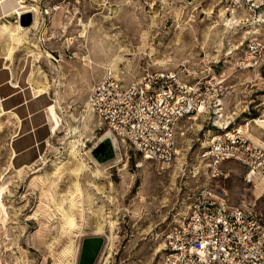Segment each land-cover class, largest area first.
Instances as JSON below:
<instances>
[{
    "label": "rangeland",
    "instance_id": "obj_1",
    "mask_svg": "<svg viewBox=\"0 0 264 264\" xmlns=\"http://www.w3.org/2000/svg\"><path fill=\"white\" fill-rule=\"evenodd\" d=\"M254 41L259 54L245 50ZM0 58L43 95L51 131L22 168L0 132V264H77L94 235L95 264H161L164 231L208 192L264 217L260 178L233 160L212 176L203 158L211 134L264 141V0H0ZM108 73H172L204 101L167 167L105 136L87 96ZM102 141L111 153L97 159Z\"/></svg>",
    "mask_w": 264,
    "mask_h": 264
},
{
    "label": "built area",
    "instance_id": "obj_2",
    "mask_svg": "<svg viewBox=\"0 0 264 264\" xmlns=\"http://www.w3.org/2000/svg\"><path fill=\"white\" fill-rule=\"evenodd\" d=\"M259 42L246 51L259 54ZM252 57V55H251ZM196 90L172 73H152L123 84L111 73L94 83L87 106L118 144H127L145 160L167 167L177 154L181 119L200 110ZM203 158L212 176L225 160L248 169L264 188V141L241 132L211 134ZM197 197L187 214L164 231L161 264H264V217L254 205L231 206L221 193Z\"/></svg>",
    "mask_w": 264,
    "mask_h": 264
},
{
    "label": "crops",
    "instance_id": "obj_3",
    "mask_svg": "<svg viewBox=\"0 0 264 264\" xmlns=\"http://www.w3.org/2000/svg\"><path fill=\"white\" fill-rule=\"evenodd\" d=\"M42 96L23 86L9 60L0 58V132L9 136L11 159L19 168L33 163L38 146L51 135L48 104Z\"/></svg>",
    "mask_w": 264,
    "mask_h": 264
},
{
    "label": "water",
    "instance_id": "obj_4",
    "mask_svg": "<svg viewBox=\"0 0 264 264\" xmlns=\"http://www.w3.org/2000/svg\"><path fill=\"white\" fill-rule=\"evenodd\" d=\"M20 23L22 26L30 25L31 19L29 15L27 21H21ZM110 148L111 146L109 142L102 141L92 151V154L97 159L100 157H108L111 153ZM104 243L105 238L102 235L84 237L81 241L77 264H95L101 253Z\"/></svg>",
    "mask_w": 264,
    "mask_h": 264
},
{
    "label": "bare ground",
    "instance_id": "obj_5",
    "mask_svg": "<svg viewBox=\"0 0 264 264\" xmlns=\"http://www.w3.org/2000/svg\"><path fill=\"white\" fill-rule=\"evenodd\" d=\"M20 24V23H19ZM34 25H35V20H34ZM22 27H29V26H22L21 24H20V26H19V29L22 31V30H24V29H22ZM108 132H106V134H105V136H107V137H110V139H111V142L114 144V146H117L116 145V138L112 135V133L109 131V130H107ZM106 138V137H105ZM100 231V230H99Z\"/></svg>",
    "mask_w": 264,
    "mask_h": 264
},
{
    "label": "flooded vegetation",
    "instance_id": "obj_6",
    "mask_svg": "<svg viewBox=\"0 0 264 264\" xmlns=\"http://www.w3.org/2000/svg\"><path fill=\"white\" fill-rule=\"evenodd\" d=\"M109 153V152H108Z\"/></svg>",
    "mask_w": 264,
    "mask_h": 264
}]
</instances>
